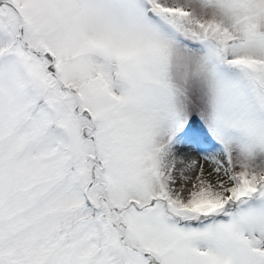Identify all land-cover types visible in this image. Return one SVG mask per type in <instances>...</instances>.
I'll return each mask as SVG.
<instances>
[{
    "label": "snow or ice",
    "instance_id": "6c2138e0",
    "mask_svg": "<svg viewBox=\"0 0 264 264\" xmlns=\"http://www.w3.org/2000/svg\"><path fill=\"white\" fill-rule=\"evenodd\" d=\"M0 264H264V0H0Z\"/></svg>",
    "mask_w": 264,
    "mask_h": 264
}]
</instances>
